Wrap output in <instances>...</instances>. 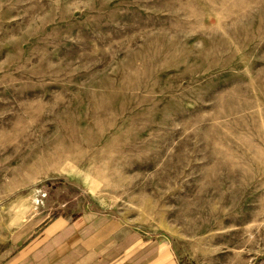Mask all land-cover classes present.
<instances>
[{
    "label": "rangeland",
    "instance_id": "obj_1",
    "mask_svg": "<svg viewBox=\"0 0 264 264\" xmlns=\"http://www.w3.org/2000/svg\"><path fill=\"white\" fill-rule=\"evenodd\" d=\"M87 203L264 264V0H0V264Z\"/></svg>",
    "mask_w": 264,
    "mask_h": 264
},
{
    "label": "crops",
    "instance_id": "obj_2",
    "mask_svg": "<svg viewBox=\"0 0 264 264\" xmlns=\"http://www.w3.org/2000/svg\"><path fill=\"white\" fill-rule=\"evenodd\" d=\"M48 196L45 203L53 202ZM82 203L85 197H80ZM51 206V215L66 205ZM50 223L35 222L13 240L17 253L8 264H174L172 246L148 245L142 248L140 231L113 212L94 209L91 204L76 215L62 210ZM19 254V255H18Z\"/></svg>",
    "mask_w": 264,
    "mask_h": 264
}]
</instances>
